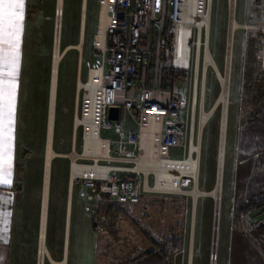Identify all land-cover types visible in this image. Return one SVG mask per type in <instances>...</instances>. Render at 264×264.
<instances>
[{
  "label": "rangeland",
  "instance_id": "1",
  "mask_svg": "<svg viewBox=\"0 0 264 264\" xmlns=\"http://www.w3.org/2000/svg\"><path fill=\"white\" fill-rule=\"evenodd\" d=\"M83 0H65L62 48L80 42ZM57 0H31L30 17L36 18L37 37L26 65L28 92L20 130L18 160L19 199L16 213L14 250L18 264H38L41 211L44 187V164L49 122V87L55 45ZM229 0H214L211 50L219 68L224 69ZM239 24L259 25L264 20V0H237ZM83 56H91L92 40L98 26V3L88 0ZM32 29V28H31ZM32 32V30H31ZM70 43H67V42ZM264 51V33L257 28L239 27L235 32L231 72L222 214L217 252L213 250L214 210L211 197L199 200L193 217L192 197L178 194L149 195L132 205H118L106 199L97 216L84 212V202L72 192V212L68 227V264H124L149 254H161L177 264H225L227 229L254 228L249 209L231 196L228 182L234 154L233 133L240 118H254L264 103V68L259 57ZM80 51L72 47L63 58L58 80L57 114L52 162L46 244L51 258L64 259L67 236V207L70 195V160L66 156L73 146V127ZM86 79V67L82 71ZM174 87L187 93L184 75H175ZM206 107L209 109L220 92V82L213 68L208 69ZM40 91H37V88ZM78 93V91H77ZM78 96V94H77ZM77 105V104H76ZM80 108V107H79ZM127 119V115L125 117ZM222 107H218L201 137V188L209 190L216 181ZM103 137L112 130L103 128ZM81 128L76 132L77 150L81 149ZM193 185L188 189H192ZM263 195V194H262ZM244 207V208H243ZM195 221V222H194ZM194 238V239H193ZM193 243V244H192ZM191 248V249H190ZM46 257L45 264H54ZM52 261V262H51ZM62 262V261H61Z\"/></svg>",
  "mask_w": 264,
  "mask_h": 264
},
{
  "label": "built area",
  "instance_id": "2",
  "mask_svg": "<svg viewBox=\"0 0 264 264\" xmlns=\"http://www.w3.org/2000/svg\"><path fill=\"white\" fill-rule=\"evenodd\" d=\"M97 3L91 56L79 64L82 71L86 67V79L80 78L84 85L77 93L74 120L87 117L96 129L92 140L103 141L106 151L100 155L86 152L87 124L75 128L76 132L81 128L82 145L77 150L74 137L66 155L70 190L76 188L84 211L94 216L106 199L132 205L149 195L189 196L183 191L195 183L191 172L184 171L175 181L182 188L175 193L156 189L157 173L149 168L153 164L176 169L199 155L200 114L212 107L207 109L206 101L208 69L213 66L206 67L205 60L206 53H212L214 0H204L202 7V14L210 16V28L189 20V0ZM243 26L264 33V20ZM260 51L264 68V51ZM175 75L185 76L186 94L174 87ZM90 96L96 101L92 112L87 108ZM112 108L118 109L117 118L111 116ZM103 128L112 130L114 136L103 137ZM94 146L90 145L91 150ZM217 258L214 255L212 261Z\"/></svg>",
  "mask_w": 264,
  "mask_h": 264
},
{
  "label": "crops",
  "instance_id": "3",
  "mask_svg": "<svg viewBox=\"0 0 264 264\" xmlns=\"http://www.w3.org/2000/svg\"><path fill=\"white\" fill-rule=\"evenodd\" d=\"M97 1V0H96ZM65 3V0H64ZM83 5V4H82ZM88 0L86 2L85 14L87 11ZM31 0H25L24 18L19 34V56L16 65V74L14 81L12 77L7 76L11 71L5 68V76L0 84L7 86L9 83H15V99L12 110L11 122V151L8 154L0 155V164L5 168L7 161H11L10 183H0V264H18L13 252L18 246L15 245L16 237V213L18 206V160L20 148V130L22 124V114L25 104V94L28 92V82H26V65L29 55L34 49V38L37 37L36 18L30 17ZM82 21V19H81ZM84 22L86 23V16ZM82 24V22H81ZM32 28V29H31ZM86 28V26H85ZM32 30V32H31ZM85 37V34H84ZM81 40V29H80ZM84 40H82L83 43ZM67 43H70L69 41ZM80 43V42H79ZM72 48V44H69ZM67 47V46H66ZM0 48L8 49L9 45L0 44ZM70 48V49H71ZM69 49V50H70ZM68 50V51H69ZM79 50V49H78ZM80 51V50H79ZM83 50L80 51L79 64L83 56ZM78 64L77 80L82 77V70ZM51 85V81H50ZM40 91V88H37ZM77 98V91H76ZM6 93L0 92V111L6 112L7 104ZM77 102L75 100V107ZM48 109L50 112V87ZM76 109V108H75ZM57 114V107H56ZM240 118V122L236 125L233 133L234 154L232 157L230 173L228 174V182L231 189V196L242 206L251 198L264 195V103L258 114L249 121ZM49 123V122H48ZM56 124V118H55ZM7 120L0 118V137L7 136ZM55 137V131H54ZM9 147L7 143H0V152ZM58 157V156H57ZM0 179L3 176L0 175ZM78 199H81L77 194ZM82 200V199H81ZM83 201V200H82ZM71 205V207H70ZM72 212V196L68 199L67 207V235H68V215ZM84 209V205H83ZM49 210V208H48ZM70 212V217H71ZM85 212V211H84ZM70 220V218H69ZM48 226V225H47ZM226 243V261L225 264H264V232L255 227L247 230L246 228H229L227 229ZM66 244L64 251V259L55 261L54 264H68V236H66ZM47 240V239H46ZM40 241V239H39ZM19 251V250H18ZM50 254V253H49ZM67 256V257H66ZM192 255L189 264H192ZM30 264H34L32 261ZM112 264V263H110ZM124 264H177L172 260L165 259L161 254L153 253L134 259Z\"/></svg>",
  "mask_w": 264,
  "mask_h": 264
},
{
  "label": "bare ground",
  "instance_id": "4",
  "mask_svg": "<svg viewBox=\"0 0 264 264\" xmlns=\"http://www.w3.org/2000/svg\"><path fill=\"white\" fill-rule=\"evenodd\" d=\"M204 0H189L188 13L189 20L193 23L201 25L205 23L209 26L210 16L202 14ZM85 0H83L82 5V24H81V40L80 43L72 46L76 47L80 51L83 50L84 34H85ZM57 29H56V40L54 45V54H53V65H52V75H51V87H50V112H49V123L47 131V146H46V155H45V164H44V187H43V198H42V211H41V230H40V241H39V261L38 264H45L46 257H49V250L46 244V233L48 225V208H49V196H50V184H51V174H52V162L53 159L57 156H63L62 154L54 150V131H55V118H56V107H57V95H58V80H59V71L60 65L65 57L66 53L70 49V46H67L65 49L62 48V29H63V16H64V0H57ZM230 16L229 24L227 30V42H226V55H225V64L224 69L219 68L217 62L214 59L212 53H206L205 66L207 67L211 64L215 70L216 76L220 82V92L219 95L209 110H202L200 114V131L203 132V129L206 124H208L210 117L218 109L222 107V119H221V128H220V141H219V154H218V163H217V174L216 181L209 190L201 188L200 185V173H201V142L197 145V151L199 155L193 160H187L181 166L176 169L172 168H162L158 165H150L149 170H154L157 173V185L156 189L165 190L169 192L178 193L180 188L175 181L181 176L184 171L191 172L195 177V183L192 189L184 190L185 194H188L192 197L193 202V217L195 215L196 209L198 207L199 200L204 197H211L214 200L215 210H214V252H217L219 244V229L221 222L222 214V191L224 185V168H225V156H226V137H227V126H228V108H229V99H230V86H231V72H232V63H233V47H234V37L235 32L239 27L243 25L239 24L236 20V9H237V0H229ZM84 85V81L79 78L78 80V90ZM77 90V91H78ZM78 96H77V107H78ZM96 101L93 96H90L87 99V108L92 112L95 108ZM85 122L87 124V133L88 140L85 145V151L93 153L95 155H100L105 153L106 146L103 141L92 140V136L96 134L95 126H93L87 117L82 119L80 116H77L74 120L73 127V138L76 137V127L79 124ZM202 136V133H201ZM91 138V139H90ZM201 140V139H200ZM202 141V140H201ZM93 150H91L90 145H94ZM174 179V182H170V179ZM70 196V195H69ZM71 199V196H70ZM71 207V205H70ZM70 210V209H69ZM70 212L68 215V224L70 218ZM195 222V221H194ZM68 236V235H67ZM67 239V237H66ZM194 239V238H193ZM217 241V242H216ZM193 244V243H192ZM191 249V248H190ZM192 255V252H191ZM67 257V256H66ZM218 259V258H217ZM65 264V261H63ZM211 264H217V261H213Z\"/></svg>",
  "mask_w": 264,
  "mask_h": 264
},
{
  "label": "snow or ice",
  "instance_id": "5",
  "mask_svg": "<svg viewBox=\"0 0 264 264\" xmlns=\"http://www.w3.org/2000/svg\"><path fill=\"white\" fill-rule=\"evenodd\" d=\"M24 6L25 0H0V44L9 45L8 49L0 48V81L5 76V68L11 69L7 73V76L12 77L14 81L19 56V34L24 18ZM0 92L6 93L8 98L6 104L7 111H0V118H6L7 120V136L0 137V143H7L9 145L6 150L0 152V155H4L11 151L10 133L15 99V83H9L6 87L0 84ZM10 169L11 161L9 157L6 168L0 164V175L3 176V179H0V183H10Z\"/></svg>",
  "mask_w": 264,
  "mask_h": 264
},
{
  "label": "water",
  "instance_id": "6",
  "mask_svg": "<svg viewBox=\"0 0 264 264\" xmlns=\"http://www.w3.org/2000/svg\"><path fill=\"white\" fill-rule=\"evenodd\" d=\"M87 0H85V5H86ZM56 22H57V18H56ZM56 28H57V23H56ZM71 48V47H69ZM111 116L117 118L118 117V109L117 108H112L111 109ZM70 196H72V190H70ZM251 216L254 217V221H260L258 223V226H263L264 227V206L255 210L254 212L251 213ZM214 238V236H213ZM217 242V241H216ZM213 244H214V240H213ZM213 250L215 251L214 247Z\"/></svg>",
  "mask_w": 264,
  "mask_h": 264
},
{
  "label": "trees",
  "instance_id": "7",
  "mask_svg": "<svg viewBox=\"0 0 264 264\" xmlns=\"http://www.w3.org/2000/svg\"><path fill=\"white\" fill-rule=\"evenodd\" d=\"M86 30H87V27L85 28V34H86ZM242 122H244V119H242ZM261 205H264V195H259V196H256V197L251 198L249 201L246 202L245 207H246V210L249 209L250 211H252L256 207L261 206ZM150 252L151 251H147L146 254H149Z\"/></svg>",
  "mask_w": 264,
  "mask_h": 264
},
{
  "label": "flooded vegetation",
  "instance_id": "8",
  "mask_svg": "<svg viewBox=\"0 0 264 264\" xmlns=\"http://www.w3.org/2000/svg\"><path fill=\"white\" fill-rule=\"evenodd\" d=\"M263 206H264V205L258 206V207H256L255 209H253L252 211H250V212H249V216L251 217L252 223L255 225V227L261 229V230L264 232V227H263V226H258V223H259L260 221L255 222V221H254V217L251 216V213H252V212H254L255 210H257V209H259V208H261V207H263Z\"/></svg>",
  "mask_w": 264,
  "mask_h": 264
}]
</instances>
